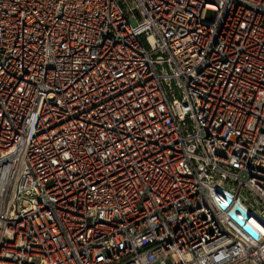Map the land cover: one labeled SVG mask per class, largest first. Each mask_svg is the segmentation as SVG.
I'll return each instance as SVG.
<instances>
[{"label":"built area","instance_id":"obj_1","mask_svg":"<svg viewBox=\"0 0 264 264\" xmlns=\"http://www.w3.org/2000/svg\"><path fill=\"white\" fill-rule=\"evenodd\" d=\"M0 264H264V0H0Z\"/></svg>","mask_w":264,"mask_h":264},{"label":"water","instance_id":"obj_2","mask_svg":"<svg viewBox=\"0 0 264 264\" xmlns=\"http://www.w3.org/2000/svg\"><path fill=\"white\" fill-rule=\"evenodd\" d=\"M226 202L231 203L232 198L229 194L226 195ZM226 204H221V207L223 209L226 208ZM228 215L239 225L242 226V228L249 233L254 238L258 237L257 231L252 228V226L246 222V220L250 217V213L245 210L239 203H233L232 207L228 210ZM237 213L240 214V216H237Z\"/></svg>","mask_w":264,"mask_h":264},{"label":"rangeland","instance_id":"obj_3","mask_svg":"<svg viewBox=\"0 0 264 264\" xmlns=\"http://www.w3.org/2000/svg\"><path fill=\"white\" fill-rule=\"evenodd\" d=\"M203 14H204L205 19L211 17V11H210V10H206V9H205V11H204Z\"/></svg>","mask_w":264,"mask_h":264}]
</instances>
